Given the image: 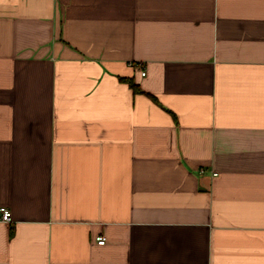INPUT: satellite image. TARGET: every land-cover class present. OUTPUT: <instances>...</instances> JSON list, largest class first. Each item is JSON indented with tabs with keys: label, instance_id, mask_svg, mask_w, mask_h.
<instances>
[{
	"label": "crops",
	"instance_id": "crops-1",
	"mask_svg": "<svg viewBox=\"0 0 264 264\" xmlns=\"http://www.w3.org/2000/svg\"><path fill=\"white\" fill-rule=\"evenodd\" d=\"M0 207V264H264V0H0Z\"/></svg>",
	"mask_w": 264,
	"mask_h": 264
},
{
	"label": "built area",
	"instance_id": "built-area-1",
	"mask_svg": "<svg viewBox=\"0 0 264 264\" xmlns=\"http://www.w3.org/2000/svg\"><path fill=\"white\" fill-rule=\"evenodd\" d=\"M142 74L144 75L145 71H142ZM203 171L204 170L202 169L201 172ZM0 220L7 223H10L12 221V212L9 208L0 207ZM96 239L99 244L106 243V238L104 236H98Z\"/></svg>",
	"mask_w": 264,
	"mask_h": 264
},
{
	"label": "trees",
	"instance_id": "trees-1",
	"mask_svg": "<svg viewBox=\"0 0 264 264\" xmlns=\"http://www.w3.org/2000/svg\"><path fill=\"white\" fill-rule=\"evenodd\" d=\"M129 83L135 92L141 91L140 87L137 84H135L133 81H129Z\"/></svg>",
	"mask_w": 264,
	"mask_h": 264
}]
</instances>
